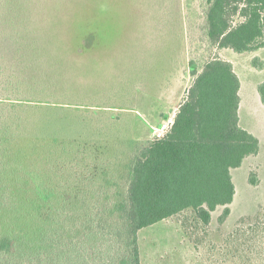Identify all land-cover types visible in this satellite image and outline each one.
Here are the masks:
<instances>
[{
    "label": "rangeland",
    "instance_id": "rangeland-1",
    "mask_svg": "<svg viewBox=\"0 0 264 264\" xmlns=\"http://www.w3.org/2000/svg\"><path fill=\"white\" fill-rule=\"evenodd\" d=\"M203 14L202 0H0V92L7 76L17 75L51 104L39 112L0 110V131L14 126L12 135L23 140L17 143L42 148L39 173L59 203L114 201L105 173L120 181L140 149L166 133L194 78L189 61L197 69L213 56L232 63L241 82L240 125L258 138L259 151L231 169L235 195L223 223L218 207L205 227L189 211L144 227L140 264H264V104L257 91L264 48H210ZM255 57L262 68L253 66ZM37 121L59 140L54 148L51 135L34 146L28 141ZM6 145L0 142V160ZM78 213L70 222L73 238L86 219Z\"/></svg>",
    "mask_w": 264,
    "mask_h": 264
},
{
    "label": "trees",
    "instance_id": "trees-1",
    "mask_svg": "<svg viewBox=\"0 0 264 264\" xmlns=\"http://www.w3.org/2000/svg\"><path fill=\"white\" fill-rule=\"evenodd\" d=\"M202 2L204 41L210 48L239 54L264 48V0ZM252 64L263 66L257 57ZM189 69L194 78L172 125L140 149L120 181L105 173V183L114 182L116 199L99 206L56 201V188L39 173L42 148L17 143L23 140L12 135L14 126L8 134L0 131V142L7 143L0 160V264H140V229L188 211L205 227L218 207V222L226 220L235 195L231 169L258 153L259 140L239 124L241 82L232 63L213 56L200 69L190 60ZM5 85L0 110L9 115L51 105L24 78L9 74ZM257 91L264 104V80ZM37 122L28 128L33 146L41 135H51ZM51 137L48 145L54 148L59 140ZM20 138L26 136L21 133ZM256 181L251 174L249 182ZM76 212L86 219L80 223V237L73 238L70 222ZM182 225L187 226L185 219Z\"/></svg>",
    "mask_w": 264,
    "mask_h": 264
},
{
    "label": "crops",
    "instance_id": "crops-1",
    "mask_svg": "<svg viewBox=\"0 0 264 264\" xmlns=\"http://www.w3.org/2000/svg\"><path fill=\"white\" fill-rule=\"evenodd\" d=\"M263 49V48H262ZM240 91V90H239ZM239 109H240V105H239ZM239 113V111H238ZM239 124H240V116H239ZM244 128V127H243ZM245 129V128H244ZM247 130V129H246ZM250 132V131H249Z\"/></svg>",
    "mask_w": 264,
    "mask_h": 264
},
{
    "label": "built area",
    "instance_id": "built-area-1",
    "mask_svg": "<svg viewBox=\"0 0 264 264\" xmlns=\"http://www.w3.org/2000/svg\"><path fill=\"white\" fill-rule=\"evenodd\" d=\"M164 128H165V126L163 125V126H162V129H164Z\"/></svg>",
    "mask_w": 264,
    "mask_h": 264
}]
</instances>
